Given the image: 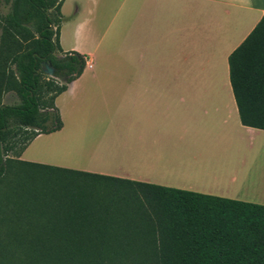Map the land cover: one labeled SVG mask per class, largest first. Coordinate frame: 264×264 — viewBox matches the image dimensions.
I'll list each match as a JSON object with an SVG mask.
<instances>
[{"label": "crops", "instance_id": "obj_1", "mask_svg": "<svg viewBox=\"0 0 264 264\" xmlns=\"http://www.w3.org/2000/svg\"><path fill=\"white\" fill-rule=\"evenodd\" d=\"M61 12L60 45L87 65L55 100L61 129L38 134L18 160L261 198L247 183L264 129L241 122L229 57L264 0H64ZM44 140L62 153L27 155Z\"/></svg>", "mask_w": 264, "mask_h": 264}, {"label": "trees", "instance_id": "obj_2", "mask_svg": "<svg viewBox=\"0 0 264 264\" xmlns=\"http://www.w3.org/2000/svg\"><path fill=\"white\" fill-rule=\"evenodd\" d=\"M63 1L0 0L9 6L0 16V264H264V204L17 159L38 134L61 129L55 100L87 65L60 45ZM229 64L242 124L264 129V15ZM9 92L20 102L4 104ZM22 165L88 176L103 190L91 203L68 199L52 226L21 223Z\"/></svg>", "mask_w": 264, "mask_h": 264}, {"label": "rangeland", "instance_id": "obj_3", "mask_svg": "<svg viewBox=\"0 0 264 264\" xmlns=\"http://www.w3.org/2000/svg\"><path fill=\"white\" fill-rule=\"evenodd\" d=\"M8 11L9 6L2 5L0 8V16L5 15ZM1 32L0 28V40ZM2 101L4 104H17L20 102V98L15 92H9L4 95ZM23 130L19 131L13 138L16 146L13 151L8 153L11 157H16L18 154L17 152L23 146L24 138L27 135V133H25V131L23 132ZM46 142L47 141L44 140L35 143L27 155L35 153L41 156L44 153L52 156L60 155L61 150H59V148L54 149L52 144H46ZM258 142L255 141V144ZM229 152L231 151H228V153ZM65 159L68 161L67 165H69V167H73L75 165L73 164V161L77 160V158L73 155H68ZM22 167L24 172L18 182L21 189H18L15 193H13L15 204L18 207L23 208V212L25 214L24 220L18 222H25L29 217L31 221L38 226V228L52 226V223L55 222L56 218L59 216V212L62 207L67 204L66 201L68 199L74 198V205L77 206L80 203L84 204L88 201L91 203L90 199H92L97 192L103 190L102 185H96L94 180L88 176H80L79 174L59 170L37 169L36 167L33 168L26 165H22ZM241 195L244 197L246 196L244 194ZM247 197L257 199V202L255 203L264 204V199L253 196ZM12 264H15V262Z\"/></svg>", "mask_w": 264, "mask_h": 264}, {"label": "bare ground", "instance_id": "obj_4", "mask_svg": "<svg viewBox=\"0 0 264 264\" xmlns=\"http://www.w3.org/2000/svg\"><path fill=\"white\" fill-rule=\"evenodd\" d=\"M250 172H251V178L254 179V184L252 182H248L247 184L251 186L253 185V189H251V192L262 198V196H264V146L260 150V153H258V156L256 157V161L251 167Z\"/></svg>", "mask_w": 264, "mask_h": 264}, {"label": "water", "instance_id": "obj_5", "mask_svg": "<svg viewBox=\"0 0 264 264\" xmlns=\"http://www.w3.org/2000/svg\"><path fill=\"white\" fill-rule=\"evenodd\" d=\"M44 70L50 76H54V74H55L54 69L49 64L45 65Z\"/></svg>", "mask_w": 264, "mask_h": 264}]
</instances>
